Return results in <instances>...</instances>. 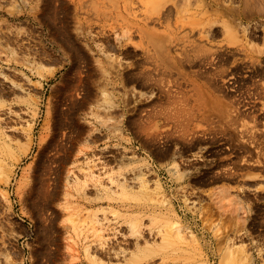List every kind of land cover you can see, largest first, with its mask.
Here are the masks:
<instances>
[{
    "label": "rangeland",
    "instance_id": "rangeland-1",
    "mask_svg": "<svg viewBox=\"0 0 264 264\" xmlns=\"http://www.w3.org/2000/svg\"><path fill=\"white\" fill-rule=\"evenodd\" d=\"M211 22L230 26L213 44L244 52L226 69L264 61V0H0V128L20 157L7 158L11 182L0 178V264H264L258 163L253 176L212 179L215 157H234L223 135L187 146L177 124L139 111L151 105L143 82L158 36L193 52ZM68 53L75 67H61ZM135 174L122 196L119 180ZM226 187L232 201L213 199Z\"/></svg>",
    "mask_w": 264,
    "mask_h": 264
},
{
    "label": "bare ground",
    "instance_id": "bare-ground-1",
    "mask_svg": "<svg viewBox=\"0 0 264 264\" xmlns=\"http://www.w3.org/2000/svg\"><path fill=\"white\" fill-rule=\"evenodd\" d=\"M225 5H224V7H225ZM227 5H229V4H227ZM165 7H166V5H165ZM232 8H233V6H232ZM173 10H174V8H172V6H168L165 8L164 13L167 16H169V15H171V12H173ZM211 23H210L209 29H206V31L210 32V34L212 32L211 36L208 35V38L206 39V41L203 38H198L199 40H194L195 44H194L193 52L187 48L188 46L190 47V45H187L186 43H185V46L182 48V46L184 44L181 46V43H175L174 41H171L172 38L170 40V37H166V39H165V37H162V36L160 37L157 35L159 37L158 42L161 45V46L158 45V47L159 46L161 47L160 52H159L161 54L159 55V57L157 56L158 59H156V61H152V65H153L152 67H154V68L151 67V68H149L150 70H147L145 68L146 72H145V70H144V72H145V74H147V77L145 74L142 75V77L144 75L146 77L145 81L143 82L144 83L143 85L150 86V87L152 86L154 89L153 90L154 91L153 96L148 101V104L150 103L151 105H148L145 108V104L142 103L144 105L145 109L144 108L141 109L140 107H139L140 109L139 108H137V109H139V111L144 110V113H142V115L143 114L146 115L147 119H151V120L152 119H155V120L156 119H168L171 122H173V124H175V125L177 124L178 127H180L178 139L184 145H187V146H193V145L195 146L196 144L200 145V143L206 137L211 138V140H212V138H215L219 135H223L224 139L228 142V145H226L227 146L226 148L231 150L230 152L232 154L234 153V157H232V156H228L225 158L215 157L214 160L216 162L215 163L216 166L213 169V177H210V178H212V179L217 178L219 180H223V179L227 180L228 178L229 179L231 178L233 181V178L238 179L241 176H243V177L248 176L249 173H247V172L249 171V169L246 170V172H245V169L247 166L250 165L249 162H256L255 164L258 163V166H260L262 168V170L264 171V64H263L264 61L260 57H257L256 59L252 58V60L249 59V61H245V59H242V60H244L243 62H245L247 64V65L243 66L244 68L243 67L241 68V67H239V64H236L235 66H233V69H231V70L226 69L225 64L231 60V57L234 58L235 54H239L238 56L243 55L244 52L242 49H237V50L232 49L231 50V48H229V44L224 43V42H219V43L213 44V42L210 39H213V37H215L217 34H219L220 30L214 26L215 24L213 22H211ZM226 25L227 24H225V26ZM138 26H136V27H138ZM203 26H205V25H203ZM227 27L230 28V26H227ZM229 28L226 29V27H224V29H222V31H224L226 33L227 30H230ZM145 31H147V30H145ZM199 31H200V29H199ZM192 32H194V29L192 30ZM143 34H144V32H143ZM150 34H152V36H153V33L150 32ZM201 34L203 35V31L201 32ZM146 36H147V33H146ZM204 36H206V35H204ZM177 37H179V35ZM210 37H212V38H210ZM168 38H169V40H168ZM195 38H197V37H195ZM192 39H193V37H192ZM167 40L169 42L171 41V43L165 45V42H167ZM150 41H151V38L148 36V43H147L148 45L151 43L153 44V42L150 43ZM183 42H184V40H183ZM153 46H155V45H153ZM178 46H180L181 48H179ZM177 49L182 50L181 54L173 53V51H176ZM144 50H146L147 53H148V51H150V49L147 45L145 46ZM232 51H234V53ZM155 53H156V51H155ZM254 55L256 56V54H254ZM254 55H252V57ZM153 56H155V55L153 54ZM73 57H75V56H72V54H70V53H68L66 57L64 56L65 60L61 64V67H65V66H67V64H72V66L75 67L77 65L78 59L76 57L75 58H73ZM236 57H237V55H236ZM146 59H147V57H146ZM236 60H237V58L235 59V61ZM150 66H151V64H150ZM58 69L50 70V71H48V73H44L43 71H41V72L39 71V72L41 73L40 75L42 77L48 78L49 76H54L57 73ZM139 70H141V69H139ZM177 75H179V76H177ZM174 76H176V78L180 77V79L179 78H178L179 80H177L176 78L173 79ZM82 80H83V78H82ZM90 92H92V91H90ZM140 92H143V91H140ZM141 94H139V95H141ZM88 95H89V93H88ZM143 95H144V93H143ZM151 95H152V93H151ZM223 97H228L229 100H226ZM144 115H143V117H144ZM143 117H142V119H143ZM139 118H137V119H139ZM247 119H250V120H247ZM170 121H169V123H171ZM27 123H28V121H27ZM30 124H32V123H29V125ZM26 127H28V125ZM160 128H159V131H160ZM27 129L28 128H26V130ZM176 130H177V128H176ZM28 131L30 132L31 129L30 130L28 129ZM168 131H169V129H168ZM167 132L164 131V133L166 135H167ZM174 132L175 131L170 133V135H168V136L172 137L171 134H173ZM163 134H161V135H163ZM27 135H28V138L30 139V137H29L30 135L29 134H27ZM151 135H152V133H151ZM151 135H150V137H151ZM154 136H155V134H154ZM150 137H149V140L155 139V138H152L153 136L151 137V139H150ZM14 140H15V138H13V137L12 138L5 137V135L2 133V130L0 128V178H3V180L6 181V183L11 182L10 171H12L11 169L8 170L9 167H7V162L9 160H7V158L9 156H11V157L13 156L17 160H20V157L18 155H16V153L13 151L14 150V148H13V146H14L13 141ZM157 140H155V141H157ZM207 141H208V139H207ZM211 142H213V141H211ZM155 143H157V142H155ZM203 143H206V142H203ZM211 144H214V143H211ZM203 146H206V145L202 144V148L201 147L200 148L203 149ZM212 147H214V146H212ZM197 148H199V147H197ZM192 150H190V151H192ZM207 150H209L208 147H207ZM212 150H214V149H212ZM218 150L219 151L223 150V147L219 148ZM238 150H240V152L242 151V154H239ZM211 151H210V153H211ZM195 152H197V151H195ZM222 152H224V151H222ZM200 153H201V151H200ZM193 154H194V151H193ZM192 156H194V155H192ZM211 156H210V158H212ZM217 156H219V154ZM221 156L223 157V155H221ZM124 158H126V156L122 155V159H124ZM213 158H212V160H213ZM166 163H168V162H166ZM211 163H213V162H211ZM211 163L208 165H211ZM177 167H178V165H177ZM49 168L51 169V167H49ZM254 168L256 169L257 167H254ZM50 169H49V171H50ZM257 169H259V167ZM171 170H175V169H171ZM177 170L179 171L180 169H177ZM184 170H182V171L184 172ZM189 171H190V169H189ZM201 172H199L200 174H198V175H202ZM185 173H187V172H185ZM209 173H210V171H209ZM89 174H91V176L96 177L95 173L92 170L89 171ZM211 174H212V172H211ZM211 174H210V176H212ZM251 175L249 174V177ZM113 179H114V177H113ZM113 179H112V181L116 180V179H114V180ZM137 179H138V176L136 174L132 175V176H126V178L124 180H122V181L119 180V182H118L119 186H121L122 188L118 189L116 191L121 193L122 196L128 195L129 192L131 191L129 188L130 184H128V182L136 183ZM199 179H201V178H199ZM203 180H204V177H203ZM42 182L44 185L46 184V186H47V184H50V182H48L44 178L42 179ZM220 182H222V181H220ZM237 184H240V183H237ZM242 186H243V184H242ZM245 186H244V188H245ZM240 187H241V185H240ZM31 189H35V186ZM231 189H233V187ZM211 190H214V192L212 191V196H214L213 199L217 200V198H218L221 200H224V199L226 200L229 197H231V201L233 199L232 195L234 196V194H232V192L229 190V187H226V189L225 188L221 189V192H219V191L217 192L218 189L217 190L211 189ZM209 195H211V193ZM239 195H241V194H239ZM236 197H238V196L236 195ZM72 215L73 214H71V217H72ZM76 221H77V219H76ZM78 222L79 221H77V223ZM74 223H75V221H74ZM134 226H136V225L134 224ZM96 231L99 233V236H104L103 233L101 232L102 228L96 227ZM181 236H183V235L181 234ZM167 237H170V239L173 240V238H171L170 232L168 235L164 236L163 241H165Z\"/></svg>",
    "mask_w": 264,
    "mask_h": 264
}]
</instances>
